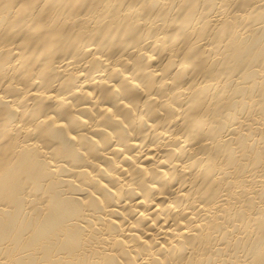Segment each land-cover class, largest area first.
Returning a JSON list of instances; mask_svg holds the SVG:
<instances>
[{"label":"bare ground","instance_id":"1","mask_svg":"<svg viewBox=\"0 0 264 264\" xmlns=\"http://www.w3.org/2000/svg\"><path fill=\"white\" fill-rule=\"evenodd\" d=\"M0 264H264V0H0Z\"/></svg>","mask_w":264,"mask_h":264}]
</instances>
